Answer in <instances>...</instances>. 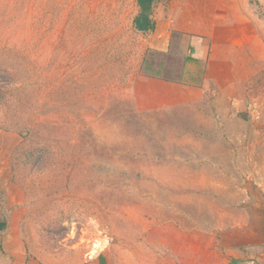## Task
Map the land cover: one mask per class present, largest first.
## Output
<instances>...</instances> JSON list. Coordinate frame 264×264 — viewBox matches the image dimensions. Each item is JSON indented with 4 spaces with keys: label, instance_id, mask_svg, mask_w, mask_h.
<instances>
[{
    "label": "rangeland",
    "instance_id": "374dc122",
    "mask_svg": "<svg viewBox=\"0 0 264 264\" xmlns=\"http://www.w3.org/2000/svg\"><path fill=\"white\" fill-rule=\"evenodd\" d=\"M196 4L258 41L207 69L181 32L155 48L137 0H0L1 264H212L262 241L264 0Z\"/></svg>",
    "mask_w": 264,
    "mask_h": 264
},
{
    "label": "crops",
    "instance_id": "0c3cea01",
    "mask_svg": "<svg viewBox=\"0 0 264 264\" xmlns=\"http://www.w3.org/2000/svg\"><path fill=\"white\" fill-rule=\"evenodd\" d=\"M184 4L175 11L172 8L170 13H162L158 11L157 14L154 10H157L156 0L153 1V12L150 13L151 19L154 21L153 36H160L154 44V47L160 50L166 49L165 37H169L173 31H178L185 36V41L190 42L188 57L191 59L204 60L206 68L208 69L212 63H217L215 66H221L222 63L226 64L228 57L232 60L235 59V51L242 50L244 45L254 46L256 34L252 33L250 28H245L239 23V14L235 17L224 18L222 15L219 17L213 16L212 18L205 19L202 7L195 5V11L188 14V10H192V6H189V0H183ZM231 29L228 32V26ZM223 28V33L221 32ZM251 31V32H250ZM167 42V41H166ZM233 68L237 67V63L231 65ZM207 75V74H206ZM205 75V76H206ZM150 90L155 87L157 93L166 95L168 98L178 100L177 94L172 93L174 89H192L190 86H184L180 81L163 80L159 78H145L144 79ZM203 81V79H202ZM201 81V82H202ZM204 86L206 81L203 82ZM7 243L6 241L4 242ZM215 250L213 253L216 255L212 260V264H264V242L251 243L242 247L235 248L233 250ZM10 254L13 258H10L8 264H35L34 261H25L21 263L22 252L11 251ZM1 259V263H3ZM86 264H101L98 258L91 259Z\"/></svg>",
    "mask_w": 264,
    "mask_h": 264
},
{
    "label": "trees",
    "instance_id": "16d2710c",
    "mask_svg": "<svg viewBox=\"0 0 264 264\" xmlns=\"http://www.w3.org/2000/svg\"><path fill=\"white\" fill-rule=\"evenodd\" d=\"M137 4L139 12L134 20L136 29L139 31L152 30L154 28V23L150 17V13L153 0H137Z\"/></svg>",
    "mask_w": 264,
    "mask_h": 264
},
{
    "label": "water",
    "instance_id": "95a60500",
    "mask_svg": "<svg viewBox=\"0 0 264 264\" xmlns=\"http://www.w3.org/2000/svg\"><path fill=\"white\" fill-rule=\"evenodd\" d=\"M262 237H264V232L262 233ZM260 241V240H259ZM260 242H264V238H262V241H260Z\"/></svg>",
    "mask_w": 264,
    "mask_h": 264
}]
</instances>
